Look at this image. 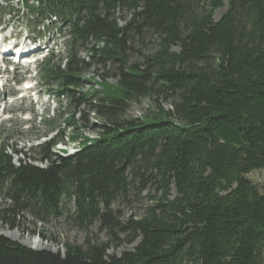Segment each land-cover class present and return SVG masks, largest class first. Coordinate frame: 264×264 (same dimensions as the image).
Returning a JSON list of instances; mask_svg holds the SVG:
<instances>
[{
    "label": "trees",
    "instance_id": "trees-1",
    "mask_svg": "<svg viewBox=\"0 0 264 264\" xmlns=\"http://www.w3.org/2000/svg\"><path fill=\"white\" fill-rule=\"evenodd\" d=\"M38 1L72 23L65 69L47 63L44 77L72 103L66 125L82 150L55 154L62 131L15 165L0 136V223L66 216L79 229L99 224L109 240L65 244L62 256L0 236V264H264V193L248 178L264 172V0ZM147 35L149 55L134 47ZM92 67L115 71L118 87L81 92ZM147 98L157 111L129 119ZM90 128L93 140L82 136ZM146 192L140 217L114 208Z\"/></svg>",
    "mask_w": 264,
    "mask_h": 264
},
{
    "label": "rangeland",
    "instance_id": "rangeland-1",
    "mask_svg": "<svg viewBox=\"0 0 264 264\" xmlns=\"http://www.w3.org/2000/svg\"><path fill=\"white\" fill-rule=\"evenodd\" d=\"M227 5L223 8L217 10L215 12L214 19L215 21H219L220 18L226 13ZM128 17V16H127ZM124 21L121 20V24L123 25ZM148 36V35H147ZM155 39V38H154ZM139 38L136 37V43L134 47L136 50L142 49V53L145 55L152 54L153 48H155V42L151 36L144 38V42H146L145 46H142L141 43L138 42ZM138 42V43H137ZM91 47V46H90ZM178 48H174L172 52H178ZM87 52H81V58L87 60ZM132 60L137 61L138 55L136 53L132 54ZM96 72L99 74H104L106 77V82L103 83L101 78L96 77ZM116 72L113 70H109V67L105 70L102 67H92L84 76L85 83L81 92L83 93H91L92 91H101L105 88V90H114L118 87L119 78L115 75ZM103 83V84H102ZM28 103H26L27 105ZM72 103H70L67 99L61 101V108L54 112V118L51 119L52 125H40L39 127H34L31 123L22 122L19 118H15L14 128L8 130V125H0L1 141L7 142L11 145V147L16 148L21 154L18 157H14V164H18L19 160H27V156H34L33 147L39 143L42 137L45 135H50V138H56L59 136L60 132H65L63 136L64 144L62 146L56 147L53 149L54 153H58L61 148L64 146L67 148L66 154L71 156L74 151H77L81 148L78 142L72 139L73 130L68 128L66 125V120L70 118L73 114V107H70ZM162 108L165 110H171V102L170 101H162ZM82 111L86 113L89 124L96 125L99 121L95 119V115L93 111H88V108L83 106ZM156 102L147 98L140 103H137L131 107L128 118H145V116L149 115L150 112H156ZM52 116V111H49ZM81 116H76L75 120L79 121ZM97 128H90L86 131L81 132L82 136L87 137L89 139H94L97 137ZM57 135V136H56ZM92 139V140H93ZM11 153V152H10ZM23 154H27L23 155ZM32 164L40 166L42 168H46L47 164H41L38 162H33ZM251 181L256 184V186L264 193V172H255L248 177ZM148 192L143 195V199L138 203L131 204H121L117 203L115 205V209L118 210L124 218H128L131 215L136 217H140L144 212V207L148 203L146 199ZM154 195V194H152ZM146 199V200H145ZM6 201L4 198H0V207L6 208ZM66 217V216H65ZM63 217L60 220L48 219L46 222H40L33 218L30 214H20L16 217V224L14 226H10L9 224L4 225L0 223V236H3L9 239L12 242L18 243L19 245L35 250V251H51L52 253H60L62 256L65 255V244H73L82 246L85 244L87 239H90L93 242H108V235L101 231L99 224L93 225L87 229H79L75 226L71 225V223L67 222V219ZM38 242V245L35 247H31L30 243ZM135 245L127 246L123 245L118 249H111L109 254H115L120 256L122 253L126 251H133Z\"/></svg>",
    "mask_w": 264,
    "mask_h": 264
},
{
    "label": "bare ground",
    "instance_id": "bare-ground-1",
    "mask_svg": "<svg viewBox=\"0 0 264 264\" xmlns=\"http://www.w3.org/2000/svg\"><path fill=\"white\" fill-rule=\"evenodd\" d=\"M35 245H38V242H34V243H30V246L33 248V247H35Z\"/></svg>",
    "mask_w": 264,
    "mask_h": 264
}]
</instances>
